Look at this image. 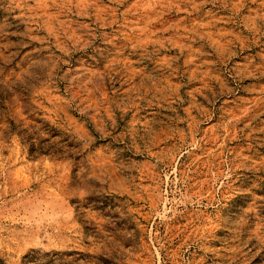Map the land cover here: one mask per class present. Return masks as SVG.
Returning a JSON list of instances; mask_svg holds the SVG:
<instances>
[{
	"label": "rangeland",
	"instance_id": "rangeland-1",
	"mask_svg": "<svg viewBox=\"0 0 264 264\" xmlns=\"http://www.w3.org/2000/svg\"><path fill=\"white\" fill-rule=\"evenodd\" d=\"M0 264H264V0H0Z\"/></svg>",
	"mask_w": 264,
	"mask_h": 264
}]
</instances>
